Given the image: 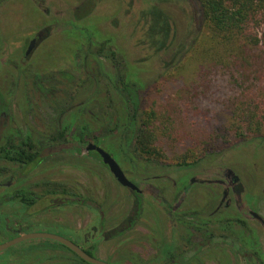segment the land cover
Segmentation results:
<instances>
[{"label": "rangeland", "instance_id": "1", "mask_svg": "<svg viewBox=\"0 0 264 264\" xmlns=\"http://www.w3.org/2000/svg\"><path fill=\"white\" fill-rule=\"evenodd\" d=\"M37 1L40 4L33 0H10L0 7V45L5 40L13 56H22L39 30L52 27L51 36L32 54L28 62L31 69L26 77L17 80L9 71L8 75L3 74L5 78L0 75V86L4 90H10L17 81L19 89L9 103V114L10 118L22 121L19 124L25 123L32 129L34 150L50 144V136L58 132L64 134L66 141H80L81 122L86 119L91 122L92 133L85 141L109 154L125 177L140 189H143L140 180L148 178L144 185L149 186L150 192L160 190L167 202L176 207L177 214L192 215L195 221L201 220L204 214H211L223 199L226 187L218 180L225 169L237 178L242 191L250 195L245 199L253 201L251 211L264 222V141L232 142L216 152L205 153L208 157H202L197 165L177 167L178 158L191 157L186 154L187 150L214 136L218 127L231 124V112L241 107L249 92L259 86L250 59L245 66L246 75L243 78L241 74L233 76L229 71L232 64L222 48H211L213 44L208 42L220 40L203 27L196 3H188L184 8L170 6L164 9L173 22L175 39L169 52L156 57L138 44L142 31L136 24L137 15L145 0L135 1L132 8L126 0H104L90 16L79 22L72 19L70 12L83 0ZM179 42L197 43H192V51H187L169 69H163L162 61L169 59L170 52ZM98 50H102L103 57L96 55ZM108 50L119 66L111 64ZM100 67L104 76L109 75L112 79L120 70L121 75L139 89L142 107L153 109L160 126L170 128L168 137L162 139L165 161L146 162L139 158L129 134L120 137L103 135V127L91 121V117L79 108L59 118L65 100L76 97L80 101L92 92V76L102 86L106 85ZM63 73L75 80L85 78L87 83L76 92L61 78ZM51 78L59 85L52 87L45 83ZM35 82L40 83L47 95L36 91L28 95L22 90L23 87L35 89ZM255 94L264 97V90ZM99 98L107 104L104 96ZM199 153L198 150L193 152L194 155ZM90 156L95 159V154ZM7 165H1L3 170ZM192 179L212 182L190 184ZM26 183L27 187L48 183L51 192L65 191L71 197L97 202L105 212L108 229L125 219L131 209L129 190L118 186L101 162L90 159L84 150L79 155H64L59 164L38 166ZM33 190L38 196L45 191L40 187ZM240 200L241 197L229 191L225 202L229 201L230 207L228 210L221 208L218 213L225 219H210L209 230L234 239L246 248L252 243L258 263L264 264V230L260 222L251 224L239 216L236 206L240 205ZM237 216L236 220L234 217ZM91 218L86 209L74 207L46 217L47 223L29 224L24 233L54 234L78 244L74 237L64 233L63 228L88 231ZM163 220L160 208L146 198L140 221L128 235L129 243L118 244L122 238L107 243L98 248L99 254L93 258L108 262L105 258L107 249L126 257L129 252L137 253L139 247L152 246L149 243L156 236L155 232L162 230ZM58 225L62 228L53 227ZM251 231L254 234L252 242L246 237ZM13 237L8 234L4 241ZM10 256L19 258L12 264L83 263L66 248L46 239L29 240L10 247L0 253V261ZM125 257L124 260L114 259L111 264H127ZM205 264H241V261L236 252L225 246L222 250L209 252Z\"/></svg>", "mask_w": 264, "mask_h": 264}, {"label": "trees", "instance_id": "2", "mask_svg": "<svg viewBox=\"0 0 264 264\" xmlns=\"http://www.w3.org/2000/svg\"><path fill=\"white\" fill-rule=\"evenodd\" d=\"M5 1L8 0H0V4ZM103 1L83 0L71 10L70 15L75 22L82 21L90 16L98 4ZM126 1L130 8H132L135 1L138 2L137 0ZM188 3H196L199 6L203 27L220 40V42L208 43L213 44L211 48L214 47L219 50L220 47L222 48L223 53L229 60V64H232V68H229V71L232 72L233 76L234 74H241L240 76L243 78L246 75L245 66L248 65V60L250 59L253 62L252 67L257 74L259 86L249 92L247 98L242 101L241 107L231 112V124L218 127L214 132V136H210L207 141H201L194 149L187 150L186 154L191 157L178 158L176 161H180V163L177 164V167L197 165L202 161V157H208L205 153L216 152L232 142L240 143V141L245 142L249 139L264 141V97L255 94L256 91L263 92L264 90V0H145L144 7L138 11L137 15L136 24L140 26L142 31V36L138 41L139 46L146 48L152 53L151 55L156 57H161L162 54L169 52L174 43L175 29L170 16L164 9L170 6L184 8ZM50 29L45 28L40 31L36 41L40 42L46 39L50 34ZM192 43L196 44L197 42H191L190 44L188 42H179L170 52L169 59L162 61L163 69H169L187 51L191 52L192 46L190 45ZM103 53L102 50H98L96 55L103 57ZM108 53L111 64L119 66L118 60L114 55L110 54V50H108ZM99 72L101 75L103 74L106 85L102 86L99 80L92 76V92L86 97H81L80 101L76 97L69 101L65 100L64 107L59 112V118L66 116L74 108H79L91 117H89L91 121H96L98 125L103 127V135L108 134V136L120 137L129 134L131 137L130 143L139 158L146 162L165 161L166 157L163 154L164 142L162 139L168 137L170 128L160 126V121L153 109L147 110L142 107L139 89L135 84L123 77L120 70L114 79L110 78L109 75L104 76V73H102L103 68L99 69ZM60 76L76 92L87 83L85 78L75 80L73 76L66 73ZM48 85L54 87L59 85V83L51 78ZM102 87H104V90ZM44 95L47 94L44 93ZM101 96L106 98V105L100 100L99 97ZM76 100L77 105L75 104ZM91 131V122L83 119L80 129V141H73L69 144L68 141L63 140L58 146L51 145L50 147H56V150H62L64 153L82 151L88 144L85 138L89 137L92 133ZM58 134L61 137L64 136L62 132H58ZM75 145L79 148L75 147ZM194 150H198L200 153L194 155ZM52 156L55 155L52 154ZM37 159L42 160L35 155L33 158H27V161H37ZM226 172L227 170L223 169L222 174H220V178L223 181L226 179ZM204 181L207 180L203 179L200 183L202 184ZM132 194L134 200L126 217L127 219L125 218L116 228L119 235L132 229L142 213L139 195L133 192ZM234 194L241 197L242 200L246 196L240 187L235 189ZM82 204H86V200L82 201ZM16 224L17 226H14L15 222L11 219L7 222L0 220V229H2L0 235L5 237L8 234H12L11 230L14 229H18L19 234L24 233L23 230L19 229L21 223ZM4 228H7V230ZM13 235H18V233ZM241 257H244V254H241Z\"/></svg>", "mask_w": 264, "mask_h": 264}, {"label": "flooded vegetation", "instance_id": "3", "mask_svg": "<svg viewBox=\"0 0 264 264\" xmlns=\"http://www.w3.org/2000/svg\"><path fill=\"white\" fill-rule=\"evenodd\" d=\"M8 1L1 3L0 7ZM33 1L37 3V5L40 4V1ZM45 28H51L49 36L46 39L37 42L36 40L38 33ZM51 32L52 27L50 26L39 30L35 37L28 43L26 51L22 56H13L11 54L10 47L7 46V42L3 40V44L0 45V57H2V60H0V75L5 78L4 75H8L7 71H9L12 77L16 78L17 80L24 75L26 77L31 69V66L28 62L30 61L32 54H34V52L48 40L52 34ZM32 42H34V45L29 51V47ZM48 82V79L45 80L46 84H48ZM34 84L36 86L35 89L23 87L22 90L26 91V94L28 95H33L35 91L44 94L45 90L44 88L40 87V83L35 82ZM18 89L17 81L13 87L10 88V90H4V88L0 86V220L7 222L9 219H11L15 222L14 226H17L16 223H21L19 229L24 231L29 226V224H40L43 222L47 223L46 217L49 218L52 214L61 213L66 211V209L70 210L74 207L84 208L89 211L92 216L91 220L89 221V230L77 232L66 230L65 228H63V230L65 234L70 235L77 240L78 244L71 241L73 244L78 246L83 252L93 258V255L99 254L98 248L105 246L107 243L113 242L120 238H122V241L118 244L129 243L128 235L139 223L147 198L148 201L155 205V207L160 208L164 218L162 230L160 229L159 232H155L156 236L149 243L152 244V246L139 247V251L137 253L129 252L127 253L126 257L123 255L121 257L107 249L108 256L105 258H107L108 262L104 263L111 264L112 260H124L125 257L127 264H205L209 252L214 250H222L223 247L228 246L230 250L236 252L241 264H258L256 250L252 243H250V246L247 245L249 248L248 249L242 246L240 243H237L234 239L232 240L225 235L215 234L209 230L211 224L210 219L214 220L220 217L223 218L221 214L218 215V213L221 211V208L228 210L230 207L229 201L225 202V198L229 194V191L230 193L234 194L235 189L240 187L237 178H235L234 175L228 171L225 173V181H223L221 178L218 180L220 181L221 185L226 187L223 193V199L211 214L202 215V218L199 221H195V217L192 215L187 216L177 214L176 207L167 202L164 194L160 190H152L150 192L149 186L144 185L148 178L140 180L143 189H140L137 184H134V182L130 181L139 190V193H137L128 189L132 198V203L134 200L132 194L133 192L139 195V204L142 206V213L133 228L121 233L120 235L117 234L118 232L116 231V228L125 219H123L115 227L108 229L105 212L103 209H101L97 202L93 200H86V204H82V201L85 199L71 197L67 195L65 191H61L59 193L51 192L48 183L27 187L28 185L26 180L38 166L42 165L43 167L50 164H59L61 160H63L64 155L69 154L75 156L81 154L82 151L78 150L64 153L62 150H56V147H50L51 145L58 146L63 140H65L64 136L61 137L59 134L50 136L52 140L51 143L46 145L43 149L38 151L34 150L35 145L32 129L25 123L19 124L22 123V121L10 118L9 103H12V101L15 99ZM12 95H14V98ZM71 142L68 141L69 144H71ZM75 147L79 148L77 145H75ZM84 152L90 159L96 162L99 161L102 164V161L96 152H86L85 149ZM91 153L95 154V159L90 156ZM52 154L55 156H52ZM35 155L42 160L37 159V161H27V158H33ZM50 156H52V160L49 159ZM3 164L9 165H7L8 167L6 166V170H3L1 166ZM103 167H105V169L110 173L107 166L103 165ZM110 175L115 180L111 173ZM193 182L200 183L201 180L192 179L190 183ZM208 182L211 183L212 180L204 181L202 184H209ZM116 183L118 186L120 185L117 181ZM34 187H40L42 191L43 189H45V191H43L41 196H38L33 190ZM246 197H250V195L246 194L245 198ZM245 198L240 200V205L236 206L238 212L240 213L239 216L251 224H256L259 221L253 216L254 213L251 211L253 201ZM239 216L234 218L237 220ZM53 227L60 226L58 225ZM5 230H7V228ZM1 232L2 229H0V234ZM11 233H18V235H14L12 239L24 234H30H19L18 229L11 230ZM248 233L249 234L246 235V237L250 238V242H252L254 234L252 231ZM4 240L5 237L0 235V245L6 242ZM143 243L146 244L145 242ZM241 254H244V257H241ZM17 259H19L17 256H10L5 260H1L0 264H12V262L16 261ZM78 259L83 262L82 264L86 263L80 258Z\"/></svg>", "mask_w": 264, "mask_h": 264}, {"label": "water", "instance_id": "4", "mask_svg": "<svg viewBox=\"0 0 264 264\" xmlns=\"http://www.w3.org/2000/svg\"><path fill=\"white\" fill-rule=\"evenodd\" d=\"M34 45V42L30 44L29 51L32 49ZM86 152H91L94 151L98 154L100 157L102 164L107 166L110 173L113 175L115 180L122 186L125 187L131 191H135L139 193L138 188L131 183L129 180L126 179L124 176L123 172L119 168L118 164L115 162V160L107 154L105 151H103L101 148L93 145V144H88L85 148ZM253 216L262 224L263 230H264V222L263 220L256 214H253ZM35 239H46V240H51L54 242H57L58 244L64 246L67 248L69 251L74 253L78 258H80L82 261L89 263V264H106L104 262L98 261L89 255H87L85 252H83L78 246L73 244L71 241L54 235V234H48V233H30V234H24L22 236L16 237L8 242H5L4 244L0 245V253L10 247H13L19 243L29 241V240H35Z\"/></svg>", "mask_w": 264, "mask_h": 264}]
</instances>
